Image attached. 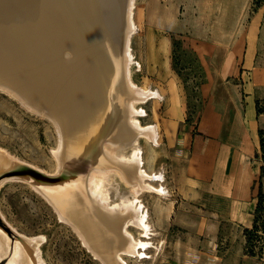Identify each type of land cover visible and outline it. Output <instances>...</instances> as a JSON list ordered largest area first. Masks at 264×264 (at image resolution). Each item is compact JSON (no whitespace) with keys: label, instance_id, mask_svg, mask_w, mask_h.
I'll return each instance as SVG.
<instances>
[{"label":"rangeland","instance_id":"1","mask_svg":"<svg viewBox=\"0 0 264 264\" xmlns=\"http://www.w3.org/2000/svg\"><path fill=\"white\" fill-rule=\"evenodd\" d=\"M133 20L131 78L138 86L159 93L138 103L144 109L138 116L140 123L157 127V143L140 138L139 145L146 169L161 175L151 182L165 192L140 193L153 229L143 234L129 225L132 234L146 244L139 249L141 255L123 254L124 260L127 264H264V199L259 235L252 242L256 254H248L245 247V224L253 225L259 184L264 194V96L258 92L264 88V0H135ZM112 60L116 66L113 84L119 89L120 58L115 51ZM244 94H250L255 103L263 141L259 137L255 159L251 154L248 163L259 166V172L250 182L249 193L232 208L228 199L237 186L233 179L241 155L228 146L224 153L217 135L204 132L203 121L208 104L213 102L214 110L225 118L228 104L241 101ZM113 97L99 115V125L95 124L92 145L77 161L53 173L52 124L0 89V148L18 157L0 168V226L13 240L18 234L11 225L26 236L44 235L40 247L47 264H103L30 184L48 193L61 184L80 183L84 170L98 157L101 141L110 134L111 114L121 108L118 96ZM200 141L207 151L198 149ZM188 160L189 195L179 178ZM128 192L119 181L118 194ZM115 193L111 191L118 199ZM242 213H251L252 222L242 220Z\"/></svg>","mask_w":264,"mask_h":264},{"label":"bare ground","instance_id":"2","mask_svg":"<svg viewBox=\"0 0 264 264\" xmlns=\"http://www.w3.org/2000/svg\"><path fill=\"white\" fill-rule=\"evenodd\" d=\"M134 1L0 0V89L52 124L53 173L88 150L99 115L112 103V96L120 99V110L108 120L110 134L101 141L98 157L84 170L79 184H61L48 193L30 184L103 264H127L123 254L143 253L139 249L146 241L128 228L134 225L143 234L153 229L139 195L165 192L151 182L161 175L146 169L139 145L140 138L157 143V127L140 123L144 109L138 103L159 93L131 78ZM113 51L120 58V90L113 84ZM15 159L0 148V168ZM119 181L129 189L127 194H118ZM11 228L18 234L15 240L0 226V261L47 264L40 247L44 235L26 236Z\"/></svg>","mask_w":264,"mask_h":264},{"label":"crops","instance_id":"3","mask_svg":"<svg viewBox=\"0 0 264 264\" xmlns=\"http://www.w3.org/2000/svg\"><path fill=\"white\" fill-rule=\"evenodd\" d=\"M258 92L259 97L264 96V88H260ZM250 96V94H244V99L241 100L245 103L244 107L242 106L241 101L229 103L227 106V111L225 112V118L222 114L220 115L218 111L214 110L213 102L208 104L206 106L205 118L203 121L204 132H212V134L215 133L217 135V138L215 139L222 142L223 146L225 147L224 153H226V146H228L230 149L236 147L237 151L241 155L238 175L237 178L233 179L234 181L236 180L235 184H237V186L231 189L232 196H230L228 199L232 208L236 206V202H239L244 197H246L250 191L249 186L251 180L259 172V166L256 167L254 163L252 167L248 165V163L251 162V160L249 161L251 154L255 159L256 145L259 142L257 112L255 109V103L249 98ZM248 98L249 100H246ZM202 147L205 151H207V145L200 141L198 144V149H201ZM230 155L232 157L233 151H230ZM181 177L183 179L181 184L183 191L189 195L191 192L190 180L192 178L189 160L181 170L179 178ZM176 183L177 182L175 178L174 184L176 185ZM188 201L190 200L188 199ZM240 217H243L242 220H244L246 223L252 222L251 213L248 215L242 213L240 214ZM245 225L248 228V224Z\"/></svg>","mask_w":264,"mask_h":264},{"label":"trees","instance_id":"4","mask_svg":"<svg viewBox=\"0 0 264 264\" xmlns=\"http://www.w3.org/2000/svg\"><path fill=\"white\" fill-rule=\"evenodd\" d=\"M258 134L260 137V143L262 144V131L259 129ZM257 204L254 209V220H253V225L251 228H245L246 232V252L250 255H255L256 253L254 252V249L252 248V242L254 239L259 235L258 230H259V213L261 210V203L262 199H264V194L261 190V185L259 184V189H258V194H257Z\"/></svg>","mask_w":264,"mask_h":264},{"label":"snow or ice","instance_id":"5","mask_svg":"<svg viewBox=\"0 0 264 264\" xmlns=\"http://www.w3.org/2000/svg\"><path fill=\"white\" fill-rule=\"evenodd\" d=\"M141 247H144L145 245H140Z\"/></svg>","mask_w":264,"mask_h":264}]
</instances>
